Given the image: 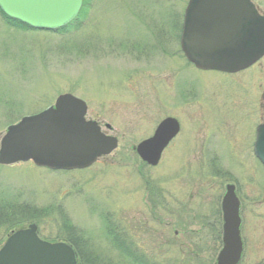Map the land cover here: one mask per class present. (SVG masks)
I'll list each match as a JSON object with an SVG mask.
<instances>
[{
	"label": "rangeland",
	"instance_id": "374dc122",
	"mask_svg": "<svg viewBox=\"0 0 264 264\" xmlns=\"http://www.w3.org/2000/svg\"><path fill=\"white\" fill-rule=\"evenodd\" d=\"M85 1L64 31L19 29L0 14V140L63 93L86 101L87 118L109 123L119 140L84 170L0 165V198L22 194L49 208L13 230L35 223L43 239L67 242V221L96 256L119 260L110 225L152 264H214L233 183L243 202L240 264H264V165L254 153L264 86L252 85L251 69L189 63L180 46L186 0ZM166 117L179 120L180 133L147 166L133 147ZM13 230L0 226V248Z\"/></svg>",
	"mask_w": 264,
	"mask_h": 264
},
{
	"label": "water",
	"instance_id": "95a60500",
	"mask_svg": "<svg viewBox=\"0 0 264 264\" xmlns=\"http://www.w3.org/2000/svg\"><path fill=\"white\" fill-rule=\"evenodd\" d=\"M84 0H0L9 17L33 28L56 30L78 16ZM202 0H192L185 13L181 49L197 68L237 72L264 55V17L249 6L250 0H207V8L234 5L230 27L202 20ZM204 23V24H203ZM214 35L203 36L202 30ZM87 103L69 93L60 95L53 106L23 117L8 126L0 142V165L33 161L50 170L85 169L118 147V138L103 131L96 120L87 119ZM112 130L110 124H106ZM180 131L174 117L160 122L153 136L133 147L143 162L157 166L169 143ZM255 155L264 164V123L257 129ZM223 248L215 264H239L243 254L240 201L229 184L222 202ZM0 264H78L74 248L66 242H49L38 234V226L13 231L0 249Z\"/></svg>",
	"mask_w": 264,
	"mask_h": 264
},
{
	"label": "trees",
	"instance_id": "16d2710c",
	"mask_svg": "<svg viewBox=\"0 0 264 264\" xmlns=\"http://www.w3.org/2000/svg\"><path fill=\"white\" fill-rule=\"evenodd\" d=\"M85 3L86 1L84 0L83 9L85 8ZM0 13L6 20L7 24L23 30L32 29L17 20L9 18L1 11ZM72 24L58 31H64L71 27ZM48 210L49 208L38 206L32 198L23 197L22 194L14 193L12 201L10 200L8 203L0 198V226H5L8 230H13L27 222L39 223L43 220ZM67 224L68 222L64 221L63 228L69 236L67 242L75 248L78 254L79 264H152L146 259L140 257L136 252L137 250H134V252L133 246L131 247L129 244L125 243L121 239L119 232H116L110 225H108V234L113 237V243L115 244L114 247L120 250V253L118 254L119 260H112L111 258L104 257L102 260L98 257L100 255L96 256L93 253L88 243L83 242L84 240L78 236L77 230ZM122 259H128L129 261L125 263Z\"/></svg>",
	"mask_w": 264,
	"mask_h": 264
},
{
	"label": "flooded vegetation",
	"instance_id": "af4514ba",
	"mask_svg": "<svg viewBox=\"0 0 264 264\" xmlns=\"http://www.w3.org/2000/svg\"><path fill=\"white\" fill-rule=\"evenodd\" d=\"M230 1H234V0H230ZM192 0H186V4H185V9L184 11L187 12L188 8L191 5ZM253 6L254 9H256L262 16H264V0H251L249 3V6ZM234 5L233 4H228L223 6L221 9H216V8H207V0H202L201 3V7H200V14L202 15V20L205 22H210L212 25L217 23V22H221L222 24L227 25L228 27H230L234 21ZM203 23V24H204ZM202 35L203 36H208L214 35V29H211V31H206L202 30ZM251 69V77H252V85H257V86H264V56L257 61L256 63H254L252 66L248 67L247 69H244L242 71H247ZM240 71V72H242ZM230 184V183H229ZM233 184V183H232ZM235 185V184H234ZM236 187V192L238 194L237 191V186ZM240 213H241V217H243V213H242V199H240ZM221 212H222V208H221ZM223 225H224V221H223V212H222V235H223ZM245 243V241H244ZM223 245V244H222Z\"/></svg>",
	"mask_w": 264,
	"mask_h": 264
}]
</instances>
